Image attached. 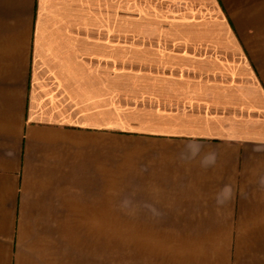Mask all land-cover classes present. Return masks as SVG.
Instances as JSON below:
<instances>
[{"label":"crops","instance_id":"crops-1","mask_svg":"<svg viewBox=\"0 0 264 264\" xmlns=\"http://www.w3.org/2000/svg\"><path fill=\"white\" fill-rule=\"evenodd\" d=\"M167 3L170 36L128 51L126 0H0V264H80L113 205L264 222V0L243 26Z\"/></svg>","mask_w":264,"mask_h":264},{"label":"rangeland","instance_id":"rangeland-1","mask_svg":"<svg viewBox=\"0 0 264 264\" xmlns=\"http://www.w3.org/2000/svg\"><path fill=\"white\" fill-rule=\"evenodd\" d=\"M220 1L241 26L249 21V10L262 17V0ZM167 4V0H126L128 51L135 43L151 44L139 38L170 36L176 21L181 20L168 13ZM129 54L128 69L132 72H128V85L134 82V69L141 61ZM171 209L166 213L159 208L154 215L138 216L134 205H113L112 220L94 223L92 237L80 231V264H264V222L197 221L191 218L200 216L177 213L178 207ZM135 217L159 220L127 219Z\"/></svg>","mask_w":264,"mask_h":264},{"label":"clouds","instance_id":"clouds-1","mask_svg":"<svg viewBox=\"0 0 264 264\" xmlns=\"http://www.w3.org/2000/svg\"><path fill=\"white\" fill-rule=\"evenodd\" d=\"M187 151L186 153H182V158L184 159H194L196 156L200 154L201 147L200 145L188 144L185 146ZM216 161V156L214 152H208L204 155L201 160V166L209 167L213 165ZM221 202L218 200V203Z\"/></svg>","mask_w":264,"mask_h":264}]
</instances>
